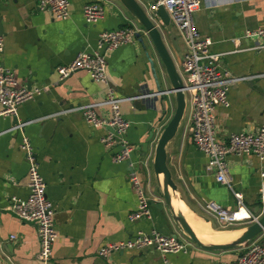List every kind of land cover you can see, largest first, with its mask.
Segmentation results:
<instances>
[{
    "label": "crops",
    "instance_id": "obj_1",
    "mask_svg": "<svg viewBox=\"0 0 264 264\" xmlns=\"http://www.w3.org/2000/svg\"><path fill=\"white\" fill-rule=\"evenodd\" d=\"M67 1L68 17L55 20L49 12L36 7V0H0V65L13 71L20 86L47 87L34 100L18 106L15 120L0 118V257H7L11 264H39L35 226L17 220L5 210L12 199L27 195L26 164L18 148L19 135L11 128L18 121L36 120L26 125L23 133L33 148L46 200L54 210L56 239L51 264H162L160 255L151 250L128 249L106 259H99L95 253L106 243L124 241L139 232L155 230L163 235L183 236L164 207L157 208L163 206V200L151 172L153 143L173 112V97L165 93L168 85L163 81L162 67L142 36L106 58V85L91 82L82 72L59 82L57 66L69 63L79 53H90L101 31L134 22L116 0ZM138 1L146 4L151 0ZM91 2L102 6L103 16L89 25L84 23L81 10ZM192 22L200 37L209 39V51L221 55V69L237 77L264 73V49H253L260 41L245 36L246 31L264 27V0H200ZM161 32L178 67L183 43L171 24ZM107 89L120 99L143 95L122 102L119 109L129 123L124 139L131 146L129 161L137 163L141 187L150 203L149 219L127 220L136 205L127 183L129 162L115 163L100 144L99 139L108 130L90 127L78 112L45 118L65 107L99 101ZM227 96L228 108L214 110L218 140L264 127V78L237 83ZM96 112L102 116L106 109ZM188 117L185 109L166 151V166L179 192L174 198L197 217L207 219L210 229H226L208 217L206 207L233 210L235 201L226 187L215 182L205 168V157L192 146ZM151 131L153 137L142 156L141 145ZM143 161L145 168L141 166ZM226 168L231 189L241 194L248 212L260 216L257 187L259 172L264 174V161L260 164L254 156L228 157ZM246 226L223 233L238 237ZM256 240L264 246V232ZM241 248L209 252L191 244L184 253L166 256V264H226L240 254Z\"/></svg>",
    "mask_w": 264,
    "mask_h": 264
},
{
    "label": "built area",
    "instance_id": "obj_2",
    "mask_svg": "<svg viewBox=\"0 0 264 264\" xmlns=\"http://www.w3.org/2000/svg\"><path fill=\"white\" fill-rule=\"evenodd\" d=\"M67 0H36L39 10L49 12L55 20H65L68 17ZM145 15L152 25L162 34L159 19L155 15L157 7H161L171 24L177 31L184 47L181 62L176 72L182 86L185 109L189 111L190 138L192 146L206 159V170L213 175L216 183L226 187L235 201L233 210L207 206V215L213 218L222 228L249 225L258 217H254L244 207L241 194L230 187V179L226 168L228 157L254 156L261 164L264 161V127L254 132H238L229 134L225 140H218L215 131L214 110L217 107L228 108V91L237 83L264 78V73L234 76L221 69L219 58L221 55L209 51L210 41L201 38L192 22V14L198 10L200 0H151L146 4ZM81 16L84 23L95 24L103 16V8L98 2L87 3L82 7ZM145 37L144 31L132 21L115 30L101 31L97 35L95 48L90 53H79L65 65L55 68L59 82L69 76L82 72L91 82L106 85V58L111 52L127 44H131L136 36ZM245 36L260 41L255 50L264 49V27L253 31H246ZM3 49V37L0 34V52ZM47 87H24L17 84L13 71L0 65V118L17 117L19 105L32 101ZM150 96V95H147ZM142 96L116 98L110 90L101 100L89 104L65 107L45 118H56L72 112H78L83 121L92 128L106 129L104 136L99 139L102 147L107 150L112 161L120 163L127 161L130 171L127 183L132 190L136 205L127 215L129 222L149 219L148 199L141 187L142 179L138 174L136 162L129 161L131 146L124 139L129 123L123 119L119 106L122 102L136 100ZM106 109L105 115H98L97 109ZM36 120L15 122L11 128L19 135V151L26 164V192L24 199H12L6 211L17 220L33 224L36 230L38 250L36 260L39 264H51L52 246L56 239L54 231V210L46 200L45 184L38 172L34 151L23 128ZM146 161L141 163L145 168ZM260 183L257 187L259 204L264 210V174L259 172ZM264 232V231H263ZM257 237V236H256ZM256 237L242 245L240 254L226 264H264V246L260 245ZM13 237H10L12 240ZM191 245L185 236L163 235L155 230L147 233L139 232L135 236L116 243H106L96 251V257L106 259L112 253L124 250L157 252L162 264H166V256L184 253ZM3 262L9 264L7 257Z\"/></svg>",
    "mask_w": 264,
    "mask_h": 264
},
{
    "label": "water",
    "instance_id": "obj_3",
    "mask_svg": "<svg viewBox=\"0 0 264 264\" xmlns=\"http://www.w3.org/2000/svg\"><path fill=\"white\" fill-rule=\"evenodd\" d=\"M116 1L124 12L144 31L145 38L154 52L159 65L162 67L163 81L168 85L165 93L172 95L174 102L173 112L158 136L155 138L152 149L151 172L160 188L159 194L163 200V206L158 205L157 208L161 210L164 207L173 225L189 240L191 244L201 250L209 252L227 251L244 245L264 231V210L254 222L247 225L243 229L242 233L238 237L229 243L218 245L204 244L200 242L182 215L174 212L171 208V198L178 197L179 192L178 187L175 181H173L170 171L166 166V151L169 148V142L175 136L177 127L185 110L184 95L181 90L182 86L176 72V67L163 42L162 34L147 19L145 15V8L142 6V3L138 0ZM155 15L163 27H167L169 25L168 18L161 7H157ZM153 77L154 79L156 78L154 71ZM147 95L149 94L147 93ZM106 130L109 132L111 131L109 128H106ZM152 137L153 134L151 131L147 138L143 141V144L141 145L142 156L147 150L148 142L152 139ZM148 205H150L149 202ZM200 218L205 223H208L207 219L202 217ZM0 264H2L1 257Z\"/></svg>",
    "mask_w": 264,
    "mask_h": 264
},
{
    "label": "bare ground",
    "instance_id": "obj_4",
    "mask_svg": "<svg viewBox=\"0 0 264 264\" xmlns=\"http://www.w3.org/2000/svg\"><path fill=\"white\" fill-rule=\"evenodd\" d=\"M171 208L174 212L182 215L185 221L187 219L190 220L189 223H187V221L186 223L190 226L197 239L204 244H216L217 242H222L225 239L236 238V234L229 235L223 232H218L210 229L207 223H205L200 217H197L196 214L194 215L193 213H191L187 208L183 206V204L177 198L173 197L171 199Z\"/></svg>",
    "mask_w": 264,
    "mask_h": 264
},
{
    "label": "rangeland",
    "instance_id": "obj_5",
    "mask_svg": "<svg viewBox=\"0 0 264 264\" xmlns=\"http://www.w3.org/2000/svg\"><path fill=\"white\" fill-rule=\"evenodd\" d=\"M160 28H161V30H163V26H162V24L160 23ZM138 37H141V35H138ZM143 37V36H142ZM160 79V78H159ZM187 111V110H186ZM216 228H217V230H219L218 232H226V231H230V230H233V229H237V228H239V227H229V228H226V229H219L217 226H216ZM186 238V237H185ZM189 241V240H188ZM252 241V240H251ZM250 242V241H249ZM249 242H247V243H249ZM247 243H245V244H247Z\"/></svg>",
    "mask_w": 264,
    "mask_h": 264
}]
</instances>
